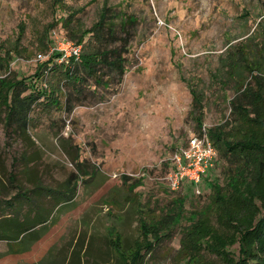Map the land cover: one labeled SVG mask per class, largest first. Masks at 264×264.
Masks as SVG:
<instances>
[{
    "label": "rangeland",
    "instance_id": "374dc122",
    "mask_svg": "<svg viewBox=\"0 0 264 264\" xmlns=\"http://www.w3.org/2000/svg\"><path fill=\"white\" fill-rule=\"evenodd\" d=\"M106 2L135 19L123 52L125 73L119 78L99 67L89 77L74 59L81 80L73 93L64 67L74 66L58 67L60 56L56 64L45 62L55 53L57 37L89 30ZM262 18L264 0H0V81L28 78L33 97L41 95L24 126L7 123L0 101V227L7 219H25L23 228L38 213V219L48 217L56 207L54 194L74 189L62 208L67 215L52 220L30 253L0 264H38L55 246L51 264H73L82 235L89 264H117L110 240L118 236L133 248L141 238L140 220L161 219L176 201H182L178 210L184 218L144 261L182 264L180 238L191 222L186 218L201 213L210 200L200 185L198 193L187 184L188 195L167 185L172 156L200 133L189 85L202 98V128L227 120L233 92L212 73L219 57L246 41ZM81 45V51H90L97 44L88 33ZM35 71L39 77L29 79ZM215 172L220 175L219 166ZM24 243L1 240L0 253Z\"/></svg>",
    "mask_w": 264,
    "mask_h": 264
},
{
    "label": "trees",
    "instance_id": "16d2710c",
    "mask_svg": "<svg viewBox=\"0 0 264 264\" xmlns=\"http://www.w3.org/2000/svg\"><path fill=\"white\" fill-rule=\"evenodd\" d=\"M134 22L133 16L112 11L106 2L93 27L82 32L78 37L70 33L69 40L74 43L81 45L83 38L89 33L97 44L90 51H81L79 59L76 60L81 71L92 77L98 74L99 67H104L111 74L121 78L125 73L123 52L129 42L128 29ZM262 25L264 20L258 23L256 29L247 38L248 41L230 47L223 58L219 57V66L212 73V76L219 78L221 87L229 88L233 92V97L229 100L230 117L206 130L217 152L214 167L205 172L200 184V188L202 186V189L209 190L210 200L201 213H190L186 218L191 222L184 228L180 238L182 264H264V28H261ZM118 32L125 34V37H119ZM118 41L121 43L116 46ZM111 44L115 46L110 47ZM58 56V53H53L45 62V66L56 64ZM73 60L70 59L67 65L74 67L72 69L64 67V74L67 81L74 86L72 89L74 93L77 92L76 85L81 77L77 62ZM63 64L59 63L58 67H63ZM39 75L38 71H35L33 77L29 79H36ZM96 81L98 82V79ZM33 88L28 78L14 77L12 82L8 79L0 81V101L8 111L6 118L8 124L15 122L21 126L25 125L27 112L34 100L41 96L37 94L34 98ZM189 91L192 97L191 113L201 132L202 98L191 85ZM69 96L71 93H68L66 99L68 104ZM217 166L220 167V175L215 172ZM187 184L184 183L182 188L188 195L192 192V188ZM73 190L69 188L57 191L54 194L56 206L70 203ZM181 205L182 201H176L175 209L167 212L159 220H140L141 238L134 241L133 248L123 240L122 245L118 236H116L117 241L110 240V246L117 255V264H145L146 254L153 251L164 238H170L172 228L179 225L184 218L182 212L178 210ZM38 215L39 213L35 215L32 224L23 228L21 226L25 219L18 221L7 219L2 222L1 227L4 229H0V241H16L29 237L32 229L46 222L45 217L38 219ZM206 254L215 256L219 263L207 260Z\"/></svg>",
    "mask_w": 264,
    "mask_h": 264
},
{
    "label": "built area",
    "instance_id": "2783aa9c",
    "mask_svg": "<svg viewBox=\"0 0 264 264\" xmlns=\"http://www.w3.org/2000/svg\"><path fill=\"white\" fill-rule=\"evenodd\" d=\"M81 45L69 39L57 37L52 50L58 53V62L78 60L81 54ZM217 152L207 136L206 129L202 128L198 135H192L186 145L179 149L171 158L172 168L167 177V185L171 191L182 189L184 183L191 184L199 193L203 175L214 167Z\"/></svg>",
    "mask_w": 264,
    "mask_h": 264
},
{
    "label": "crops",
    "instance_id": "0c3cea01",
    "mask_svg": "<svg viewBox=\"0 0 264 264\" xmlns=\"http://www.w3.org/2000/svg\"><path fill=\"white\" fill-rule=\"evenodd\" d=\"M63 204L60 206H56L54 210L48 215L46 218V222L43 224L37 225L34 229L31 230V233L29 234V237L25 239H19L16 241H11V242H19V243H24V246L20 248H12L8 247V249L4 253H0V260L8 257V256H13L14 258H17L23 254H28L30 253L33 244H35L38 240H41L48 234V228L51 226V223L53 222L52 220H58L62 219L63 216L67 215V213L63 214L62 213V208ZM56 223V222H55ZM81 227V226H80ZM88 239H85L84 236L82 235L81 238L78 240V243L76 244V249L73 250V257L72 261H74L73 264H83V260L85 259V263H88V253H89V246L87 243ZM110 245V242H109ZM112 248V247H111ZM59 250L58 247H53L51 251L46 252V256L41 259V261L38 264H51L52 262V254L57 253ZM80 257V262L78 261V258ZM22 264V263H20ZM72 264V263H71ZM89 264V263H88ZM91 264H97L95 260H92Z\"/></svg>",
    "mask_w": 264,
    "mask_h": 264
}]
</instances>
